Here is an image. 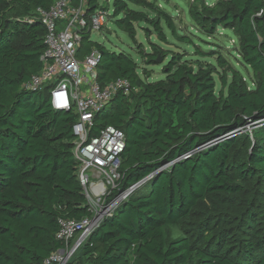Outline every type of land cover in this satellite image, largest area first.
Instances as JSON below:
<instances>
[{
	"label": "trees",
	"instance_id": "1",
	"mask_svg": "<svg viewBox=\"0 0 264 264\" xmlns=\"http://www.w3.org/2000/svg\"><path fill=\"white\" fill-rule=\"evenodd\" d=\"M54 2L0 0V264H44L65 248L59 220L90 216L73 156L75 114L53 110L46 87L22 88L42 69L45 30L36 10ZM85 2L87 15L105 11ZM192 2L194 27L234 36L249 84L219 53L216 64L188 63L185 53L162 48L166 31L177 33L154 0H114L109 18L120 31L134 41L138 27L158 41L148 52L139 48L145 65L167 61L163 79L144 82L128 54L82 34L76 57L100 54L99 84L121 79L131 87L96 114L90 136L112 126L125 137L108 200L150 177L66 264H264V3ZM176 227L184 236L170 238Z\"/></svg>",
	"mask_w": 264,
	"mask_h": 264
},
{
	"label": "built area",
	"instance_id": "2",
	"mask_svg": "<svg viewBox=\"0 0 264 264\" xmlns=\"http://www.w3.org/2000/svg\"><path fill=\"white\" fill-rule=\"evenodd\" d=\"M85 4V0H55L48 10H36V17L45 30V49L40 57L42 69L22 86L30 92H39L46 87L53 110L75 114L73 156L90 214L80 221L59 220L56 238L65 248L52 253L44 264H66L80 244L139 187L138 184L130 186L108 200L120 177L118 170L125 137L112 126L100 129L94 136H90V131L96 114L116 94L128 97L131 87L121 79L103 86L99 84L96 69L100 54L96 50L83 59L76 57L81 35L104 30L109 20L102 9L87 15ZM167 167H160L152 175Z\"/></svg>",
	"mask_w": 264,
	"mask_h": 264
},
{
	"label": "rangeland",
	"instance_id": "3",
	"mask_svg": "<svg viewBox=\"0 0 264 264\" xmlns=\"http://www.w3.org/2000/svg\"><path fill=\"white\" fill-rule=\"evenodd\" d=\"M154 1L158 6L173 17L177 33L176 36H172L168 31H166L167 44H160L162 48L181 54L185 53L187 55L185 59L188 63L200 60L209 64H216V53H219V55H221L231 67L237 70L244 77L247 84H249V78L252 74L251 70L240 64L238 58H236V54L233 52L236 40L230 32L219 30L217 34L209 37L194 27L188 15V7L194 3L191 0ZM207 1H209L211 5L216 2V0ZM97 2L99 7L105 9L107 15L110 17L113 12L114 0H97ZM133 8L137 9L136 7ZM88 36L92 43L103 45L108 50L116 53L124 52L128 54L137 63L139 67V76L144 82H154L164 78L162 65H164L167 60L156 65H145L141 56L138 54L140 47L144 52H148L150 50L149 43H158L155 35H152V32L151 35L147 36L140 28L137 27L135 40L132 41L127 34L120 31L115 26L114 21L109 18L104 30H92ZM212 50L215 51L212 56H203L200 54H208L209 51ZM230 51L234 54H230ZM217 70L219 72L223 71L222 68L219 67H217ZM246 130V132L251 133V128ZM180 236H184L180 227L169 230L170 238H177Z\"/></svg>",
	"mask_w": 264,
	"mask_h": 264
},
{
	"label": "water",
	"instance_id": "4",
	"mask_svg": "<svg viewBox=\"0 0 264 264\" xmlns=\"http://www.w3.org/2000/svg\"><path fill=\"white\" fill-rule=\"evenodd\" d=\"M157 63H161V60H158ZM149 177H150V176H149ZM149 177H147L146 179H148ZM146 179H144L143 181L139 182L138 185L142 184ZM78 246H79V244L76 245L75 249H76Z\"/></svg>",
	"mask_w": 264,
	"mask_h": 264
}]
</instances>
